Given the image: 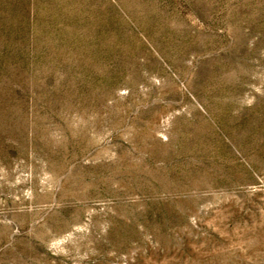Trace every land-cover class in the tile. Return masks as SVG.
I'll list each match as a JSON object with an SVG mask.
<instances>
[{"label": "rangeland", "instance_id": "374dc122", "mask_svg": "<svg viewBox=\"0 0 264 264\" xmlns=\"http://www.w3.org/2000/svg\"><path fill=\"white\" fill-rule=\"evenodd\" d=\"M0 264H264V0H0Z\"/></svg>", "mask_w": 264, "mask_h": 264}]
</instances>
